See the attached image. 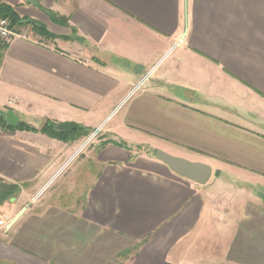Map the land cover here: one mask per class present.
I'll list each match as a JSON object with an SVG mask.
<instances>
[{"label": "crops", "instance_id": "0c3cea01", "mask_svg": "<svg viewBox=\"0 0 264 264\" xmlns=\"http://www.w3.org/2000/svg\"><path fill=\"white\" fill-rule=\"evenodd\" d=\"M0 2L45 29L0 49V112L124 145H100L79 202L0 206V264H264V0ZM78 139L0 129V179L35 195Z\"/></svg>", "mask_w": 264, "mask_h": 264}, {"label": "rangeland", "instance_id": "374dc122", "mask_svg": "<svg viewBox=\"0 0 264 264\" xmlns=\"http://www.w3.org/2000/svg\"><path fill=\"white\" fill-rule=\"evenodd\" d=\"M94 132L95 130L77 140L72 155L63 166L61 172L54 176L35 195L30 197L22 196L19 189L0 206L3 205L11 210L13 207H20L22 204H27L28 202L38 203L44 197H48L54 192L61 194L62 201L68 203L79 202L89 180L94 177L98 168L95 157L101 143H103L104 136L100 132L94 135ZM63 182L66 183L65 187L62 190H58L59 183ZM0 226H4L3 222Z\"/></svg>", "mask_w": 264, "mask_h": 264}, {"label": "trees", "instance_id": "16d2710c", "mask_svg": "<svg viewBox=\"0 0 264 264\" xmlns=\"http://www.w3.org/2000/svg\"><path fill=\"white\" fill-rule=\"evenodd\" d=\"M52 18L53 16L49 14ZM0 19H6L12 30H14L16 33L21 32V30H24L27 32L29 29H32L33 31L38 32H45V29L38 25L37 23H34L32 20L24 19L19 17L16 12L14 11L13 7L6 3L0 2ZM57 24L61 26H67L66 19L60 18L57 20H54ZM47 36L52 37V35L47 34ZM7 45L0 43V49H4ZM56 124L50 121H46L39 129L30 127L24 123H18L16 126L10 125L2 112H0V129L1 130H21V131H27L32 133H40L43 135H46L50 138L54 139H62L66 140L68 137L74 135L76 139L83 137L89 133V130L83 129L79 126L75 130H73L71 133L68 134H60L56 131ZM112 143L117 146H124L122 143H118L115 141L106 140L103 143H101L102 146ZM19 190V188L16 185L5 183L0 179V205L6 201L7 199L11 198L14 193Z\"/></svg>", "mask_w": 264, "mask_h": 264}, {"label": "water", "instance_id": "95a60500", "mask_svg": "<svg viewBox=\"0 0 264 264\" xmlns=\"http://www.w3.org/2000/svg\"><path fill=\"white\" fill-rule=\"evenodd\" d=\"M6 121L12 125H17V119L13 116L11 112H8L5 117ZM77 125L73 122H62L56 126V131L60 134H68L75 130ZM155 158L165 165H167L174 173L178 176L188 179L196 184L203 185L205 184L211 176V168L205 164L190 162L182 158L174 157L168 155L161 151L155 152ZM216 176L219 175L218 171L215 173ZM24 209L19 212L10 222L11 226L22 214Z\"/></svg>", "mask_w": 264, "mask_h": 264}, {"label": "built area", "instance_id": "2783aa9c", "mask_svg": "<svg viewBox=\"0 0 264 264\" xmlns=\"http://www.w3.org/2000/svg\"><path fill=\"white\" fill-rule=\"evenodd\" d=\"M19 37L26 39V32H19L16 33L14 30L11 29L9 22L6 19H0V42L2 44H7L12 38ZM147 77H143L139 84L135 85L133 87V92L139 91L142 89L143 83L146 81ZM100 128H97L94 132V135H96L98 132H100ZM0 225H2V222L0 221Z\"/></svg>", "mask_w": 264, "mask_h": 264}]
</instances>
